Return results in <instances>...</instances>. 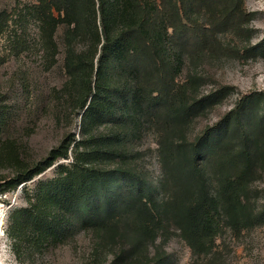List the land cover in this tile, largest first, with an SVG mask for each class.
Listing matches in <instances>:
<instances>
[{
  "label": "trees",
  "instance_id": "trees-1",
  "mask_svg": "<svg viewBox=\"0 0 264 264\" xmlns=\"http://www.w3.org/2000/svg\"><path fill=\"white\" fill-rule=\"evenodd\" d=\"M20 7L34 34L16 35L15 48L36 55L47 72L62 67L64 80L51 95L80 120V132L66 131L44 159L27 165L2 139L0 123V160L16 170L11 181L0 179L7 192L70 160L12 216L19 258L23 229L33 233L29 252L83 232L93 236L95 253H115L112 264H171L157 242L175 230L194 256L210 257L224 229L240 235L264 226V204L257 207L254 196L264 175V93L241 96L219 123L190 138L194 122L235 91L203 94L198 68L240 55L222 37L250 41L244 0H36ZM10 17L0 14V39ZM148 133L157 136V177L138 148Z\"/></svg>",
  "mask_w": 264,
  "mask_h": 264
},
{
  "label": "rangeland",
  "instance_id": "rangeland-1",
  "mask_svg": "<svg viewBox=\"0 0 264 264\" xmlns=\"http://www.w3.org/2000/svg\"><path fill=\"white\" fill-rule=\"evenodd\" d=\"M32 5L36 0H0V14H10L7 31L0 39V123L2 139L13 142L27 165L44 159L52 147L58 145L63 134L72 131L78 136L80 120L68 117L61 108L62 102L55 100L51 89L61 85L64 80L62 67L47 72L39 58L34 54L19 56L15 48L16 35L21 32L33 36L34 24L17 8L18 4ZM244 6L251 14L249 22L250 41H240L231 35L222 37L226 45L236 47L239 56L223 57L203 61L198 72L204 77L201 92L213 94L222 87L235 89L217 104L205 117L197 119L191 127L190 138L202 135L208 128L214 127L230 111L236 108L241 96L257 92L264 93V0H244ZM21 15V16H20ZM251 53L245 54L244 49ZM187 72L181 77H186ZM25 87L29 89L26 94ZM27 90V89H26ZM60 122H57V109ZM157 136L148 133L138 148L144 154L147 169L153 177L159 175L157 163ZM0 160V179L9 182L15 177L16 170L7 161ZM6 159V158H5ZM70 160H61L34 180L22 184L7 192L6 184L0 186V264H112L115 253L97 254L94 251V238L88 233H79L74 240L49 250L29 252L28 243L33 239L31 230H24L16 253L14 241L9 235L12 216L15 212L27 208L33 200L42 182L57 177L58 166L69 164ZM26 166V165H25ZM19 167V166H18ZM1 182L0 185H2ZM257 207L264 204V175L258 178L254 186ZM32 243V242H31ZM171 264H264V226H259L242 234H234L224 229L216 240L215 252L210 257H196L176 230L169 240H159ZM116 264H127L125 261Z\"/></svg>",
  "mask_w": 264,
  "mask_h": 264
}]
</instances>
